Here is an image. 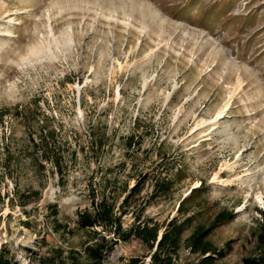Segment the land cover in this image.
<instances>
[{"label": "rangeland", "instance_id": "rangeland-1", "mask_svg": "<svg viewBox=\"0 0 264 264\" xmlns=\"http://www.w3.org/2000/svg\"><path fill=\"white\" fill-rule=\"evenodd\" d=\"M0 107V251L11 262L91 264L77 212L93 191L119 205L138 180L123 228L133 212L165 223L194 189L199 221L232 214L210 236L228 249L221 264L258 255L264 0H0ZM168 178L172 189L151 197ZM147 255L120 240L102 264ZM195 260L183 244L178 264Z\"/></svg>", "mask_w": 264, "mask_h": 264}, {"label": "trees", "instance_id": "trees-1", "mask_svg": "<svg viewBox=\"0 0 264 264\" xmlns=\"http://www.w3.org/2000/svg\"><path fill=\"white\" fill-rule=\"evenodd\" d=\"M7 113L8 110L5 107H0V126L3 125ZM41 141L42 144H45L43 146L44 158L50 160L51 158L47 156V141L45 139ZM130 145L131 142L128 143V146ZM53 162L57 166V170L61 172L57 159H54ZM142 183L140 180L136 181L119 205L105 192H102L100 197H96L93 191L90 207L77 212L78 227L92 232V238L84 247V253L90 263L102 264L105 258L112 253L118 241L126 242L133 238L148 249L147 256L150 259V264H178L179 252L183 244L190 255L196 258L195 262H185L184 264H221L228 254V249L215 245L210 236L221 224L232 219V214L221 211L209 223L199 221L198 217L203 215L205 210L200 201L192 203L199 209L189 213L188 203L191 202L194 189H191L185 197L179 200L176 208L177 215L165 223L141 221V215L133 212V222L123 228L122 217L128 214L130 199L141 190ZM173 184V180L169 178L156 181L151 197L169 192ZM127 191L124 188L122 192ZM56 212L54 213L56 214ZM110 234L114 238H107ZM255 237L259 253L254 257H244L243 264H264V219L258 223ZM1 252L0 264H17L8 260ZM125 264H145V261L141 257H131Z\"/></svg>", "mask_w": 264, "mask_h": 264}, {"label": "bare ground", "instance_id": "bare-ground-1", "mask_svg": "<svg viewBox=\"0 0 264 264\" xmlns=\"http://www.w3.org/2000/svg\"><path fill=\"white\" fill-rule=\"evenodd\" d=\"M222 113H223V110L219 111L218 114L214 117V119L212 120L213 123H217L219 122L220 118H222Z\"/></svg>", "mask_w": 264, "mask_h": 264}, {"label": "water", "instance_id": "water-1", "mask_svg": "<svg viewBox=\"0 0 264 264\" xmlns=\"http://www.w3.org/2000/svg\"><path fill=\"white\" fill-rule=\"evenodd\" d=\"M160 236H161V234H160ZM160 236L158 237V239L160 238Z\"/></svg>", "mask_w": 264, "mask_h": 264}]
</instances>
